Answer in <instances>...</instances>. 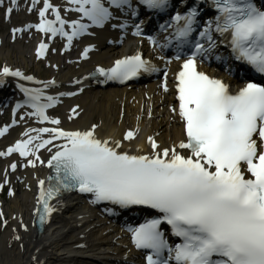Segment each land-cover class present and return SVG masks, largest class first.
Listing matches in <instances>:
<instances>
[{
    "label": "snow or ice",
    "instance_id": "1",
    "mask_svg": "<svg viewBox=\"0 0 264 264\" xmlns=\"http://www.w3.org/2000/svg\"><path fill=\"white\" fill-rule=\"evenodd\" d=\"M40 2L30 0L27 7L29 13L37 10L39 22L12 27L14 40L18 33L36 29L49 40L65 39L64 50H69L74 39L95 36L92 29L109 27L120 34L119 41L109 43L122 42L131 30L133 36H146L155 49H174L175 55L158 57L164 62L159 87L169 91L167 66L179 62L174 73L178 106L169 108L183 129L178 143L162 147L150 135L146 138L149 151L139 146L129 151L122 146L137 138L139 126L121 138L101 137L97 123L66 129L58 116L48 114L62 97L83 93L82 80L71 81L79 86L75 91L49 94L47 89L59 87L54 78L41 81L18 68H0V88L8 78L39 85L16 83L23 99L12 109V125L18 123L15 116L22 108L30 111L21 120L35 117L41 125H52L27 128L23 138L0 151V157L18 153L25 167L40 164L50 170L45 179L37 180L35 216L41 228L58 211L52 201L61 203L63 194L77 192L90 196L93 205L104 203L109 215L146 214L143 222L127 224L125 229L134 249L142 254V264H264V82L249 75L264 77V0H66L64 11L77 13L75 19L64 18L61 5L51 0H42L37 8ZM10 5L5 10L8 19L19 0H10ZM160 14L169 17L158 24L162 38L146 34L145 28ZM95 47L89 43L80 58L87 59ZM48 50V43L41 40L37 58L45 57ZM213 60L229 76L240 72L243 85L233 91L222 77L201 70L202 64ZM159 72L156 63L136 51L110 67L97 66L90 75L103 77L101 84H123ZM82 111L78 104L70 107L67 119L79 118ZM10 126L0 128V137ZM41 149L49 153L47 159H42ZM19 166L9 165L13 171ZM4 183H8L7 169ZM8 194L14 195L13 190ZM0 220L6 227L2 211ZM20 226L28 230L23 221ZM169 235L178 242H170ZM13 239L23 238L17 234ZM19 248L23 250L24 244ZM40 252V247H34L29 264H47ZM124 260L128 264L127 253Z\"/></svg>",
    "mask_w": 264,
    "mask_h": 264
},
{
    "label": "bare ground",
    "instance_id": "2",
    "mask_svg": "<svg viewBox=\"0 0 264 264\" xmlns=\"http://www.w3.org/2000/svg\"><path fill=\"white\" fill-rule=\"evenodd\" d=\"M110 39L109 37L93 40L89 36L85 38V44L92 43L96 45L88 62H82L79 59L73 61V58H71V61L63 60L62 54H66L67 51L72 56L70 49L64 50L61 48L48 52V57L45 60L48 64L47 76L43 81L54 78L59 86L58 89H47L46 91L49 94H55L56 91H75L79 86L85 88V91L77 96L62 97V102L56 106L61 111L58 115L62 122L61 127L83 129L91 123H97L100 125L98 132L101 137L121 138L125 131L129 129L136 130L139 126L137 138L131 143L125 141L122 146L133 152L136 151L138 146L142 147L144 151H149L146 138L150 135L154 136L162 147L170 146L174 142L178 143L183 138V129L178 115L172 113L169 108V105L176 106L172 91L163 93L158 90L156 83H150L144 88L142 86L134 89L111 88L103 90H96L84 85L85 83L79 86L71 84L74 79L82 80V77L95 64L104 63L109 66L114 59L124 55L126 50L132 53L138 50L141 44L140 40H137L120 48H108L107 45ZM1 42L3 44H0V60L8 61L12 55L16 60L21 61L27 69L26 53H23L24 46L22 44L14 46L16 55H13L15 53L7 50L6 43ZM52 53L55 54V60L48 61ZM31 64V69L38 68L34 60ZM6 65L13 67V65ZM52 65H56V67ZM220 72H222V77L229 80L223 69ZM167 80L170 81L169 78ZM145 94L149 97L147 101L144 98ZM145 101L152 105H146L147 109L143 110ZM77 104L83 109L80 117L68 120L69 108ZM149 109L152 111L151 117L148 116L147 110L149 111ZM25 111H30V109L17 110L15 119L18 123L12 125V122H10L9 131L0 139V151H5L17 139L23 138L21 134L27 128L52 127L51 124L41 125L37 123L35 117H25L21 120L20 116ZM39 154L42 159H47L49 155L45 149H41ZM13 162L21 166L25 164V160L18 153L11 154V157H4L3 161H0V178L5 177V169L8 173V170L11 169L9 165ZM13 172L21 190L13 191L14 195L9 196L6 206L0 204V211L6 215L8 214L11 219L5 232L0 237V264H29L30 256L35 254L34 247L41 248L40 256L47 261V264H67V259L71 253L91 252V254L97 255L94 252L97 250L105 251V254H102L106 258L103 261L105 264L109 263L107 262L108 259L110 264H125V253L128 255V264H132L130 260L133 257V251H129V239L125 231L119 228L117 224H105L104 219L97 214L96 209L89 208L87 204L83 205L74 197L63 200L57 206L58 211L52 216L51 221L46 224L43 232L38 235L35 229H31L32 206L39 190L37 180L44 179L49 174L47 166L37 164L35 168L28 166L25 167L24 171L16 169ZM21 221L24 225H27V231L20 226ZM13 229H15V233ZM17 234L23 238L22 241L13 239V236ZM20 243L24 244L23 250L19 248ZM80 245L84 246L80 247ZM82 249L86 252H83ZM119 255L121 260L114 262L115 257Z\"/></svg>",
    "mask_w": 264,
    "mask_h": 264
},
{
    "label": "rangeland",
    "instance_id": "3",
    "mask_svg": "<svg viewBox=\"0 0 264 264\" xmlns=\"http://www.w3.org/2000/svg\"><path fill=\"white\" fill-rule=\"evenodd\" d=\"M0 35H2V37H3V35H4V29H3V26L2 25H0ZM9 48H7L9 51L11 50V45L10 46H8ZM24 53H26V55H25V62H26V64L28 65V68H30L31 69V66H32V64H31V59H30V53H29V49H28V47H25L24 48ZM13 55H16V53L15 54H13ZM5 60L4 59H1L0 60V62H4ZM9 62L11 63H16V64H19V65H23L22 63H21V61H19V60H16V58H14V56H12L11 55V58L9 57ZM44 64L45 63H39V66H38V70L39 71H41V77H43V78H45V76H47V74H46V72H47V69H46V67L44 66ZM40 67V68H39ZM34 70V68L33 69H31V71H33ZM34 72V71H33ZM40 73V72H39ZM58 113H59V111H58ZM57 114V113H56ZM2 180V178H0V181ZM7 197H5V198H3V199H0V203L1 204H4V203H6L7 204ZM6 204H5V206H6ZM6 217V219H7V221H8V223H10L11 222V219H9V216L8 215H6L5 216ZM5 231H4V229H3V223H2V220H0V237H1V235L4 233Z\"/></svg>",
    "mask_w": 264,
    "mask_h": 264
}]
</instances>
